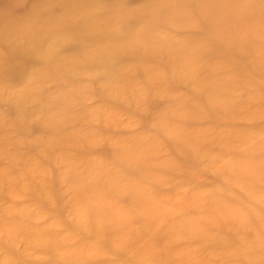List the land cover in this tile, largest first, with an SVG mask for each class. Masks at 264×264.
I'll use <instances>...</instances> for the list:
<instances>
[{"label": "rangeland", "instance_id": "rangeland-1", "mask_svg": "<svg viewBox=\"0 0 264 264\" xmlns=\"http://www.w3.org/2000/svg\"><path fill=\"white\" fill-rule=\"evenodd\" d=\"M215 1L205 0L186 25L157 27L172 50L128 74L118 102L107 105L97 84L83 79V107H74L72 126L59 131L70 136L66 141L45 149L61 135L3 131L13 142L0 144L1 263L9 229L28 226L50 236V248L27 246L15 234L18 264H264L254 244H264V17L236 16L246 19L231 25L252 37L256 72L242 75L210 59L215 71L192 87L169 79L187 39L199 36L204 8ZM138 2L132 0L137 10ZM30 4L24 0L15 12L23 15ZM141 10L137 28L147 19ZM225 78L232 79L230 96L215 113L206 97L193 103L202 87ZM37 141L41 149L30 148ZM126 151L122 165L115 159ZM135 164L145 174L137 193L121 191ZM97 223L108 229L102 238L88 231Z\"/></svg>", "mask_w": 264, "mask_h": 264}, {"label": "bare ground", "instance_id": "bare-ground-1", "mask_svg": "<svg viewBox=\"0 0 264 264\" xmlns=\"http://www.w3.org/2000/svg\"><path fill=\"white\" fill-rule=\"evenodd\" d=\"M23 1L0 0V144L13 142L3 135L7 128L21 138L40 129L61 135L62 128L72 126L73 108L83 107L86 88L79 84L83 79L97 84L98 95L107 105L118 102L120 82L128 74L144 70L147 60L161 61L172 50L171 39L157 27L164 23L177 29L188 24L189 16L205 0H139L147 16L139 28L137 16L143 10L133 8L132 0H31L24 14L18 15L15 8ZM201 16L199 36L189 37L181 48L170 81L192 87L194 81L215 71L216 66L207 63L210 59L219 68H233L242 75L256 72L250 56L252 37L234 31L231 25L246 19L236 16L264 17V0H216ZM231 85V78L214 80L201 88L193 103L206 97L209 110L215 113L230 96ZM69 137L61 135L43 146L52 148ZM39 142L30 148L41 149ZM128 154L123 152L115 160L124 165ZM185 154L190 164L196 162L195 150ZM143 170V165H133L126 187L120 190L137 193V178L145 177ZM22 215L30 218L27 212ZM27 227L9 229L3 242L8 258L0 264H18L22 258L12 244L15 234H21L27 246L42 251L50 248V236ZM107 230L100 223L88 225L97 238L104 237ZM254 244L264 252V244Z\"/></svg>", "mask_w": 264, "mask_h": 264}]
</instances>
